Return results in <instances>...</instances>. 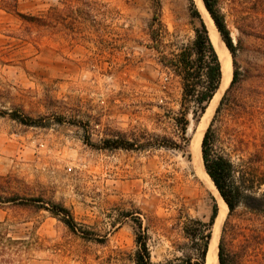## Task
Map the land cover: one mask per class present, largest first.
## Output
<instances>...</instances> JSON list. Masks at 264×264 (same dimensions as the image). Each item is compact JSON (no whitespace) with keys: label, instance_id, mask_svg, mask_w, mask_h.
Segmentation results:
<instances>
[{"label":"rangeland","instance_id":"374dc122","mask_svg":"<svg viewBox=\"0 0 264 264\" xmlns=\"http://www.w3.org/2000/svg\"><path fill=\"white\" fill-rule=\"evenodd\" d=\"M219 4L239 75L234 102L215 115L225 86L210 114L209 149L257 176L264 172V0ZM193 6L200 12L195 0H17L19 11L44 19L39 24L0 7V110L37 122L0 115V192L18 196L0 203L1 260L134 264L141 233L150 259L166 262L180 254L187 217L209 216L211 193L190 153L202 115L197 122L187 115L186 144L173 119L181 115L180 77L161 61L192 40ZM116 134L146 144L105 147ZM32 195L68 208L73 228L62 214L22 203ZM250 217L240 204L220 231L235 264H264V237Z\"/></svg>","mask_w":264,"mask_h":264},{"label":"trees","instance_id":"16d2710c","mask_svg":"<svg viewBox=\"0 0 264 264\" xmlns=\"http://www.w3.org/2000/svg\"><path fill=\"white\" fill-rule=\"evenodd\" d=\"M204 7L208 11L213 23L233 57L232 77L228 87L225 89L218 106L215 109V115L220 112L224 105H231L234 97H231V91L238 81L239 71L236 66L235 53L237 43L233 41L225 13L222 11L219 0H202ZM0 7L8 12H12L24 20L42 23L44 19L41 16H35L23 13L17 8V0H1ZM191 21L193 25L194 36L190 43L183 47L180 52L174 56L162 55V64L171 69L180 77L182 85L181 99L179 101L180 116H174V122L178 126L180 136L183 137L186 144L189 137L185 136L186 128L189 123L187 115L190 113L194 122H197L205 111L208 102L213 97L221 80V64L218 54L210 40L208 28L201 16L199 10L193 6L191 12ZM241 31V30H240ZM239 42V39H238ZM8 114L21 123L35 125L36 120L30 117L21 116L16 111L7 112L0 110V115ZM212 123H210L203 135L201 142L202 159L206 172L212 179L214 185L228 206L229 218L238 205H243L245 210L251 214L250 220L257 222V238L262 240L264 237V190H259L264 184V172H259L256 176L250 171L248 166L235 167L232 162L222 155H213L209 149V134L211 133ZM105 147L135 149L143 147L146 143L136 140L131 141L124 135H111L103 140ZM176 145V144H174ZM210 198L213 201L212 210L209 216L204 218L187 217L182 224L181 230L186 239L179 246L180 254L167 260L166 262H153L150 259V251L147 245L145 235L138 233L135 237L136 249L132 254L134 264H206L205 256L208 248L209 239L212 233V226L217 210V204L212 194ZM18 199L17 195H5L0 192V203L14 201ZM42 196H28L22 203L33 205L37 208H45L55 215L62 214V220L73 228V218L70 211L65 206L44 200ZM138 226H141V220L136 217ZM224 230V228H223ZM16 241V240H13ZM258 243H260L258 241ZM218 261L219 264H235L233 258H229L225 253L223 245V236L219 240ZM9 264V260H1L0 264Z\"/></svg>","mask_w":264,"mask_h":264},{"label":"bare ground","instance_id":"6f19581e","mask_svg":"<svg viewBox=\"0 0 264 264\" xmlns=\"http://www.w3.org/2000/svg\"><path fill=\"white\" fill-rule=\"evenodd\" d=\"M198 3L200 8L201 15L203 20L208 28L210 40L218 54L220 64H221V80L219 87L215 91L213 97L209 101L205 111L202 114L200 121L198 122L193 134L192 140H190V153H191V162L193 171L196 176L203 181L215 199L217 206L221 209L222 212L228 211V206L222 196L220 195L219 191L217 190L216 186L214 185L212 179L206 172L202 160V150H201V141L204 134V130L206 128V124L209 120L210 114L212 113L219 96L221 95L222 91L224 90L225 86L230 82L232 76V62L231 56L228 48L221 40L219 33L213 23L212 18L210 17L208 11L205 9L203 2L201 0H195ZM195 147V149H193ZM202 182V183H203ZM212 232L215 235V240L213 244V258L212 262L210 260H206V264H219L218 257H217V238H218V229L213 228Z\"/></svg>","mask_w":264,"mask_h":264},{"label":"water","instance_id":"95a60500","mask_svg":"<svg viewBox=\"0 0 264 264\" xmlns=\"http://www.w3.org/2000/svg\"><path fill=\"white\" fill-rule=\"evenodd\" d=\"M229 83H228V85H229ZM226 87H228V86H226ZM192 137L193 136H191L190 140H192ZM193 149H195V147H193ZM227 214H228V212H222L221 209L217 206V210H216V213H215V217H214V221H213V226H212V228L215 227V228L218 229V238H217V245H216V248H217V257H218V249H219L218 244H219V239H220V231H221L222 225H223V223H224V221H225V219L227 217ZM214 240H215V235L212 232L211 233V237L209 239L206 256H205V263H206V260H208V259L210 260V262H212Z\"/></svg>","mask_w":264,"mask_h":264}]
</instances>
